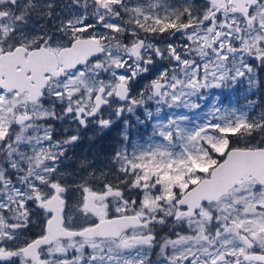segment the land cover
<instances>
[{
  "label": "snow or ice",
  "instance_id": "obj_1",
  "mask_svg": "<svg viewBox=\"0 0 264 264\" xmlns=\"http://www.w3.org/2000/svg\"><path fill=\"white\" fill-rule=\"evenodd\" d=\"M0 264H264V0H0Z\"/></svg>",
  "mask_w": 264,
  "mask_h": 264
},
{
  "label": "rangeland",
  "instance_id": "obj_2",
  "mask_svg": "<svg viewBox=\"0 0 264 264\" xmlns=\"http://www.w3.org/2000/svg\"><path fill=\"white\" fill-rule=\"evenodd\" d=\"M239 103H243V99L242 98H239Z\"/></svg>",
  "mask_w": 264,
  "mask_h": 264
}]
</instances>
